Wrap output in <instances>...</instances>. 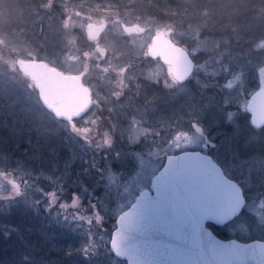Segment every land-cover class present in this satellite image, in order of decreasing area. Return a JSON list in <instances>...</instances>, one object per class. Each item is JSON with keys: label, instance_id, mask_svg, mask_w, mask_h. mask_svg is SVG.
<instances>
[{"label": "rangeland", "instance_id": "1", "mask_svg": "<svg viewBox=\"0 0 264 264\" xmlns=\"http://www.w3.org/2000/svg\"><path fill=\"white\" fill-rule=\"evenodd\" d=\"M124 1L40 0L34 10L35 15L27 20L29 24L32 23L31 28L23 29L21 26H14V23L11 24L13 27H8L12 17L21 19L25 16L23 8L17 4L18 0H0V227L8 232L21 231L20 227L24 226L21 237L24 236L26 246L29 240L35 241L39 236L42 242L50 240L57 244L67 241L69 248H73V253H77L76 261H85L87 264H125L110 247L109 240L116 225L112 218H116L129 206L138 189L145 188L148 183L147 169L157 166L155 163L144 164L145 171L141 172L137 166L143 163L139 150L148 152L152 148L155 152L156 145L164 139L174 147L185 148L191 128L199 132L201 123L209 124L202 120L204 116L208 115L207 120H212L220 115L222 106L227 105V111L238 118V106L242 99L238 96L247 93V85L244 83L250 79L259 82L264 80V34L257 39L253 38L252 47H244L242 43H238L245 37V31L254 24L264 32V0L252 1L250 8L254 7L257 17L246 18L241 26L232 29L231 41L230 38L226 40L207 31L224 28L225 24L232 26L234 11H225L221 7L215 10L204 9L200 22H195L191 17L164 20L159 15L160 12L140 22L147 29L145 33L128 37L123 25L134 24L136 19L130 10L122 8ZM250 1L244 0L243 3L247 6ZM158 8L162 10L161 7ZM6 12L11 17L6 16L4 19ZM99 25H104L100 40L92 45L93 50L86 53V56L66 52L68 49L65 40L69 36L74 39L71 36L74 28L81 27L88 33V27ZM205 26L208 27L207 30ZM163 27L178 41L188 44L191 52L201 53L206 57L201 58L203 60L197 66L193 79L205 88L221 90L222 100L213 102L212 96L208 100L198 97L200 101L190 105L194 95L189 94L188 84H178L169 69L159 60L147 61V74L152 78L165 76L170 93L174 88L177 97L187 95V100L184 98L186 107L190 105L192 109L185 108L182 111L185 122L169 116L171 122L167 125H161L162 117L158 115L159 112L155 114L153 124L148 125L144 122L145 117H140L144 111L138 109L136 112L139 115H135L123 128L122 134L126 141L124 145L132 148H121L123 154L113 153L115 143L107 128L97 137L91 134L93 126L88 127L86 134V127L69 126L58 119L43 104L34 83L23 75L17 65L18 58L33 57L61 60L66 64L67 70H78L86 65V60L91 55L108 51L104 45L106 40L122 35L131 44V49L126 53L145 56L150 36ZM231 94L235 96L232 98ZM210 100L212 103L208 104ZM72 140V149L68 151V142ZM133 144H137L138 148H133ZM221 144L227 146L230 152L233 147L238 146L225 142ZM86 146L91 152L101 148L102 152L105 151L102 157H105V164L102 166L104 169H99L95 164L102 158L84 154L83 147ZM228 165L233 175L239 178L246 175L232 161ZM79 167L82 168L81 172ZM89 169L100 175L101 182L96 180L93 188L86 187L80 181ZM74 172L76 176L73 175ZM256 175L258 178L259 173ZM137 176L139 178H135ZM99 185L102 188L98 191ZM256 185L260 186L259 183L254 184L253 192H257ZM249 208L254 215L244 212L230 223H224L227 235L243 240L254 236L264 237V200L249 205ZM75 248L77 249L74 251ZM32 254L30 250L20 252L21 258L39 264ZM42 261L43 264H50L48 259Z\"/></svg>", "mask_w": 264, "mask_h": 264}, {"label": "flooded vegetation", "instance_id": "2", "mask_svg": "<svg viewBox=\"0 0 264 264\" xmlns=\"http://www.w3.org/2000/svg\"><path fill=\"white\" fill-rule=\"evenodd\" d=\"M147 17L150 16L146 15V17H142V18H138L137 16L134 17V19H136V23L123 25L126 35L128 37H132V35H140L145 33L147 29L146 27H143L140 24V22L143 20L145 21ZM172 19L168 17L164 18V20H172ZM175 19L183 20L184 18H175ZM238 26H241V24L232 23V26L230 27L225 24L224 28L221 29H214V28L208 29V27L205 26V30L208 29L207 31L209 33L218 35L220 37H224L226 40L230 38L231 41L233 37L232 29H237ZM103 28L104 25L103 26L99 25L94 28L88 27V33L85 32V30H83L81 27L74 28V31L71 34V36L74 37V39H71L69 36L65 40L68 49L66 52H69V54L71 55L76 53L77 54L76 56L78 55L86 56V53H89L90 51L93 50L92 45L96 41L100 40L99 36ZM160 29H163L166 35L170 37L172 40H174L176 43L185 47L190 53L191 57L193 58L194 67L192 72L186 79L179 80L175 78L171 64L164 62L160 58H153L152 56H149L147 47H146L147 54L145 56H139L132 52L126 53L128 52V50L131 49V44H129L130 42L125 35L114 36V38H112L113 40H106L107 43H105L104 45H106L108 51L107 52L105 51V53H102V51H100L96 55L93 56L91 55L90 58L86 60V65H84L82 68L78 70H72V71L67 70L68 68L66 67V64L64 62H61V60L50 61L45 58H33V57L24 58V59L45 60L50 65L56 66L57 68L63 70L65 73L80 74L82 79L81 83H83L89 90L88 92L90 94L89 108L81 116L74 117L71 119H64L58 117L52 111L51 112L56 117H58V119L69 124V126L82 125L83 127H86L84 133L88 131L89 126H93V130L91 134L97 135V137L101 135L104 129L107 128V130L110 132V135L112 136L113 142L115 143L113 144L114 145L113 153L122 152L123 154L124 151L121 148L123 149L126 148L129 150L132 149L131 147H127V145H124L126 141H124L125 139L123 138V134H122V132L124 133L123 128L127 126L128 121L131 122V119L135 115H139L136 112L138 109L144 111V114H140V117L144 116L145 117L144 122L147 123L148 125H151V123L154 121L155 114H157L158 112L160 113L158 115H161L162 117L161 125L164 124L167 125L168 123L171 122L169 121L170 120L169 116L176 117L179 121L185 122L184 120L185 115L183 114L184 112L182 111L185 108L192 109L190 108V105L191 104L193 105L194 102L196 103L199 102L200 99L198 97L202 98L203 100L204 99L208 100V97L212 96L213 102L215 100L216 101L222 100L221 99L222 92H220L221 90L215 91L214 88L211 87L205 88L201 86L202 84L200 82H196L193 79V75L195 74L197 66L203 60L201 58L204 57L205 59L206 57L201 53L191 52V48L189 47V45L183 41H178V39H176L174 36H171L170 32L167 30L166 27ZM152 36H150L151 37L150 44L152 42V38H153ZM238 43L239 45L241 44L240 40L238 41ZM150 44L148 45V47L150 46ZM61 55H63V53ZM152 59L159 60L162 64H164L165 68L169 69L172 78L178 84L181 85L188 84L187 86H188L189 94L191 93L194 95L192 102L191 103L189 102L190 104L189 106L186 107L187 104L185 103V99L188 97L187 95L184 96L183 94H181L179 97H177L176 96L177 93L175 91L176 89L174 88L173 89L171 88L172 92L170 93V87L168 86L167 80L164 79L165 76L161 75L152 78V76H149V74H147L146 67H149L147 61L151 62ZM141 69H145V70L142 71ZM244 85H247L246 86L247 93L244 92V94H242L241 97L237 95L239 99L242 98L241 101L239 102L240 103L238 106L239 113L237 118L238 123H240L242 130V135L240 137L241 141L244 139V136L251 131V129L248 128L249 123L252 126H254L256 129H260L264 127V124L257 125L253 123L252 118L250 117L251 113L249 112L247 107L250 96L256 89L264 85V80L262 82H259L256 81L255 79H250V81H247V83L245 82ZM249 89H251V91H248ZM234 96L235 94L232 95V98ZM212 100H210L208 104L212 103L211 102ZM213 104L216 105L215 103ZM198 105L200 106V104ZM152 110L153 112H150ZM171 110H175L174 111L175 115H173L174 112H172ZM204 117L202 118V120L205 123L211 121V119L209 118L207 120L208 115ZM86 137L88 139V136ZM254 139H255L254 143H250L247 147L241 149L242 153H246L252 150L258 152L264 151V136H260ZM72 142L73 140L68 142V151H71L72 149L71 147L73 146ZM221 142H224L223 137H221L219 140H216L217 148L211 150V155L218 157L221 161H224L225 158H227V163L228 162L230 163L231 152L228 151L229 150L228 147L227 146L224 147L221 144ZM86 147L85 148L83 147L85 152L84 154H87L86 156H88L89 153L93 157L102 158L103 155L105 154V151L102 152V148L95 149L94 152H91L90 148L89 147L86 148ZM176 148H180V147H176ZM85 158H83L84 160L82 162V165L85 161ZM236 177L239 179L238 176ZM256 191L257 192L264 191V188H261L260 186L256 185ZM262 200L260 201V203L262 202ZM253 239L264 240V237L260 238L254 236L253 238L247 240H243V239L241 240L250 241Z\"/></svg>", "mask_w": 264, "mask_h": 264}, {"label": "snow or ice", "instance_id": "3", "mask_svg": "<svg viewBox=\"0 0 264 264\" xmlns=\"http://www.w3.org/2000/svg\"><path fill=\"white\" fill-rule=\"evenodd\" d=\"M248 128L251 131L241 141L242 130L238 119L235 114L227 111V105H224L218 117L213 118L207 125L201 123L199 132L191 128L185 148H176L164 139L156 145L155 152L152 148H149L148 152L139 150L143 163L137 166L141 172L145 171L144 164L157 165L154 169H147V190L140 188L137 191V195L144 192L137 204V210L149 232L167 236L169 241H178L176 246L189 245L192 248H200L203 243L226 246L212 233L216 224L212 217L216 215L218 202L224 194L222 186L234 190L243 199L239 210L230 219L225 220V223H230L244 212L254 215L249 205L264 199V191H252V186L256 183L264 188V151H241L250 143H254V138L264 136V127L256 129L249 123ZM221 137L225 143L238 145L232 148L231 161L246 173L242 178L238 179L230 172L227 158L221 161L211 155V150L217 148L216 140ZM132 146L138 148L137 144ZM186 150L198 153L197 159L203 164L199 172L189 173L183 166L165 167L172 157L182 159L177 154Z\"/></svg>", "mask_w": 264, "mask_h": 264}, {"label": "water", "instance_id": "4", "mask_svg": "<svg viewBox=\"0 0 264 264\" xmlns=\"http://www.w3.org/2000/svg\"><path fill=\"white\" fill-rule=\"evenodd\" d=\"M152 37L147 47L149 56L171 64L175 78L186 79L194 67L188 50L168 37L163 29ZM17 63L24 75L35 83L43 104L56 116L71 119L81 116L89 108V90L81 83L80 74L65 73L45 60L18 58ZM247 107L253 123L264 124V85L252 93ZM177 155L182 159L170 158L165 164L166 168L183 166L189 173L199 172L203 168L202 161L197 159L198 153L184 151ZM222 187L223 198L219 200L217 213L212 217L216 224L221 225L243 204L237 192ZM143 194L140 192V195H136L129 206L117 215L109 240L112 252L125 264H264V240L224 238L212 229L215 238L226 246L203 243L200 248H192L189 245L176 246L178 241H169L167 236L149 232L137 210Z\"/></svg>", "mask_w": 264, "mask_h": 264}, {"label": "trees", "instance_id": "5", "mask_svg": "<svg viewBox=\"0 0 264 264\" xmlns=\"http://www.w3.org/2000/svg\"><path fill=\"white\" fill-rule=\"evenodd\" d=\"M89 1L92 0H87V2ZM112 1L120 3L121 0ZM243 1L244 0H125L124 2H122L124 3L122 8L125 10H130L132 12L131 14L135 17L138 16V18L145 17L146 15L155 16L161 12V14L159 15L164 18L168 17L172 19L176 17L189 19V17H191L195 22H200V15L202 14L201 12L204 11V9L215 10L216 8L221 7V9H224L225 11H228V9H232L234 11V14H232L233 24H242L246 20V18H253L256 16L254 7L250 8L253 0L247 3V6L243 3ZM39 2L40 0H18L17 4L19 5V7L21 6L23 8L25 16L21 19L19 17H12L10 20V25H8V27H13V25L11 24L14 23V26H21L23 29H30L32 23L29 24L27 20L28 18H32V16L35 15L34 10H36ZM6 5L8 4L6 3ZM158 7H161L162 10L160 11V8ZM9 8L13 9V7L11 6ZM10 15L6 12V15H4L3 18L5 19L6 16L10 18ZM245 32V37L240 39V43L243 42V45L248 47H252L253 38L257 39L258 36L264 34V32L261 30V27H258L257 25L255 26V24ZM238 51L241 53V50ZM5 127L2 129H5ZM104 159L105 158H102L101 160L95 162V164H98L97 166L99 167V169H101L103 164H105ZM80 170H82L81 167H79V171ZM73 175L76 176L77 174L74 172ZM86 175H84L82 179L80 178V181L81 184H86V187L88 188H93L96 180L98 181V183L101 182L100 175L92 173L91 169L88 170ZM101 188V185H99L98 191ZM95 191L97 192V190ZM112 219L114 221V224H116V218L113 217ZM23 227L24 226L20 227V229L22 228L21 231L10 230L8 232H4V230L0 227V264H34V262L30 259L25 260L24 258H21L20 252L22 253L25 250H30V252H33V259H35L36 263H38L39 261V264H43V259H48L50 264H87L85 263V261H76L77 253H73V251L71 250L73 248H69V244L66 243L67 241H65L64 243L58 242L57 244L52 243L50 240L42 242L41 237L39 236V238L35 241L29 240V244H27L28 246H26V243H24L23 240L24 236L21 237V234H24ZM212 229L218 235L224 238L230 237L229 235H227L228 232L224 225L215 224ZM26 247H29V249ZM76 249L77 248H75L74 251Z\"/></svg>", "mask_w": 264, "mask_h": 264}]
</instances>
